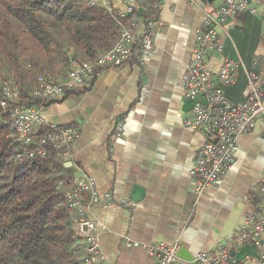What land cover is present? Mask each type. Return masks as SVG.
Listing matches in <instances>:
<instances>
[{
    "label": "crops",
    "instance_id": "crops-1",
    "mask_svg": "<svg viewBox=\"0 0 264 264\" xmlns=\"http://www.w3.org/2000/svg\"><path fill=\"white\" fill-rule=\"evenodd\" d=\"M224 2L161 0L158 20L163 28L151 51L104 68L90 90L41 111L47 124L77 128L75 163L95 180L101 196L112 195L111 205H93L87 213L96 223L99 264H156L143 245L160 243L178 242L193 259L200 252H213L235 239L258 201L264 185L261 119L238 139L234 164L219 185L198 193L191 174L205 139L184 126L192 103L184 96L182 78L206 12ZM114 6L124 9L119 0ZM252 6L257 16L239 14L220 31L224 53L210 59L214 74L225 58L241 60L249 68L257 56L264 62V0ZM246 84L240 69L231 87L234 102L224 87L229 101L244 103ZM118 121L124 123L120 136L113 132ZM134 187L143 191L138 201L130 198ZM128 201L136 207H125ZM262 244V249L237 246L232 254L239 264H264V238Z\"/></svg>",
    "mask_w": 264,
    "mask_h": 264
},
{
    "label": "built area",
    "instance_id": "built-area-1",
    "mask_svg": "<svg viewBox=\"0 0 264 264\" xmlns=\"http://www.w3.org/2000/svg\"><path fill=\"white\" fill-rule=\"evenodd\" d=\"M111 0H89L90 6L106 9L120 27L119 38L112 49L101 52L90 62L77 61L70 57L68 70L64 77L55 78L51 74L40 75L32 96L42 103L62 97L66 92L89 85L98 71L109 66H121L139 53L153 49L154 40L163 28L159 20L143 21L138 15L140 4L137 0L123 2L122 11H114ZM256 0H225L217 9L206 12L199 29L192 59L183 75L185 98L192 103L191 112L184 121L186 129L201 135L204 145L196 154L191 172L195 178L198 193L217 186L223 176L232 167L238 151V139L252 131L259 119L264 121V62L257 56L249 68L241 60L224 59L217 74L210 68L213 55H222L224 44L220 40V31L225 30L228 21L245 12L257 16ZM143 27V30H141ZM261 68V74L255 69ZM246 76L244 103L235 105L226 96L222 85H234L239 70ZM20 88L16 83H0V108L9 111L10 123L14 128L11 135L25 147L16 160L25 158H46L50 152L62 164L71 163L74 170L73 185L66 193L68 209L78 215L74 219L80 233L88 243V252L94 264L101 257L100 245L94 236L96 223L87 217L93 205L108 206L113 203L112 195L101 196L96 182L75 163L74 144L79 137L77 128L47 124L41 111L20 101ZM123 121L114 123L113 132L120 136ZM124 206L134 209V202H125ZM264 238V185L252 212L248 213L240 226L235 239L226 245H220L213 252H200L192 261L179 257L178 242L167 245H143L156 259V264H239L232 254L237 246L250 245L263 248ZM139 245V244H135ZM131 246V243H128ZM264 260V257H262Z\"/></svg>",
    "mask_w": 264,
    "mask_h": 264
},
{
    "label": "trees",
    "instance_id": "trees-1",
    "mask_svg": "<svg viewBox=\"0 0 264 264\" xmlns=\"http://www.w3.org/2000/svg\"><path fill=\"white\" fill-rule=\"evenodd\" d=\"M137 1L145 22L158 20L161 0ZM115 15L89 0H0V83L18 84L20 101L36 109L90 90L101 70L60 98L42 103L32 96L40 75L65 76L70 57L90 62L112 49L120 35ZM10 117V108H0V264H89L88 243L66 197L74 170L53 152L16 160L25 147L11 136Z\"/></svg>",
    "mask_w": 264,
    "mask_h": 264
},
{
    "label": "water",
    "instance_id": "water-1",
    "mask_svg": "<svg viewBox=\"0 0 264 264\" xmlns=\"http://www.w3.org/2000/svg\"><path fill=\"white\" fill-rule=\"evenodd\" d=\"M66 167H71V163H66L65 164ZM143 197V191L142 189L138 188V187H134V190L132 192V195H131V200L133 201H138L140 200L141 198ZM179 257L184 259V260H187V261H192L193 260V257H188V255L186 254V251L184 248H181L180 251H179Z\"/></svg>",
    "mask_w": 264,
    "mask_h": 264
},
{
    "label": "rangeland",
    "instance_id": "rangeland-1",
    "mask_svg": "<svg viewBox=\"0 0 264 264\" xmlns=\"http://www.w3.org/2000/svg\"><path fill=\"white\" fill-rule=\"evenodd\" d=\"M224 53V51L222 52V54ZM4 72V75H6L7 76V73L5 72V71H3ZM56 76V75H55ZM3 77V76H2ZM222 87L224 88L225 87V89H226V91L228 92V94H229V99H231L232 98V95H230L231 94V92L233 93L234 92V87H233V85H222ZM231 87H233L232 89H231ZM232 100V99H231ZM233 101V100H232ZM234 102V101H233ZM236 102V101H235Z\"/></svg>",
    "mask_w": 264,
    "mask_h": 264
}]
</instances>
